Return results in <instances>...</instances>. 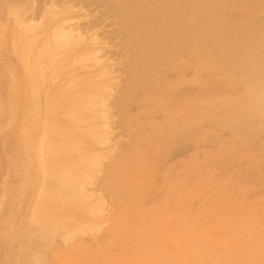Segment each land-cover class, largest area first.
Wrapping results in <instances>:
<instances>
[{
	"label": "rangeland",
	"instance_id": "374dc122",
	"mask_svg": "<svg viewBox=\"0 0 264 264\" xmlns=\"http://www.w3.org/2000/svg\"><path fill=\"white\" fill-rule=\"evenodd\" d=\"M69 1L0 0V264H18L29 245L46 264H264V93H258L264 91V27L246 25V32L243 26L254 32L249 37L242 27V34L232 29L240 33H233L235 42L218 26L226 14L247 20L261 15V0L240 7L228 0L227 13L217 0H198L200 6L210 1L203 13H215L217 5L221 10L198 17L199 57L191 55L190 22L184 26V64L177 50L167 48L182 71L176 60L161 58L157 69L175 74L165 85L154 78L157 91L138 92L128 89L131 55L122 49L118 7L112 11L105 0ZM142 1L145 25L171 15L149 8L162 0ZM67 18L76 19L85 37L59 45L54 30ZM154 23L138 31L161 36L174 27L162 23L160 30ZM166 30L163 35L176 37ZM143 36L141 43H164L165 37ZM252 36L256 45L248 43ZM238 50L242 60L235 59ZM256 64L260 71L249 75L248 65ZM100 97L108 98L105 109L93 105ZM104 110L110 137L102 145L94 137L103 132ZM92 156L100 165L92 167L89 201L45 186V167L52 173L73 169L82 179L90 167L78 163ZM99 201L103 208L96 215L92 207Z\"/></svg>",
	"mask_w": 264,
	"mask_h": 264
},
{
	"label": "bare ground",
	"instance_id": "6f19581e",
	"mask_svg": "<svg viewBox=\"0 0 264 264\" xmlns=\"http://www.w3.org/2000/svg\"><path fill=\"white\" fill-rule=\"evenodd\" d=\"M69 1V0H68ZM75 1H77V0H74L73 2H70V3H73V4H75L74 2ZM85 1V0H84ZM87 1H89V0H87ZM91 1V0H90ZM94 1H96V0H94ZM103 1V0H102ZM149 1H152V0H149ZM160 1V0H159ZM158 1V3L157 4H159L160 2ZM171 1V0H170ZM170 1L169 0H162V2L159 4V6L157 5V6H155L156 4H154L153 2H152V4H154V6L151 4V2H150V5H152L151 7H150V5H149V2H148V5H149V8H151V9H153V8H155L156 7V9L158 10L157 12L160 14V13H162L161 15H163V16H165L164 14L165 13H171V15L170 16H168V14H167V16L168 17H166L165 16V18L163 19L162 17L160 18L161 20V24L160 23H157L158 21H156L155 22V20L153 21L152 20V23H157L158 24V27H159V29H160V26L159 25H162L163 26V24L162 23H165V24H169L170 26H173L174 25V27H176L177 28V30H176V28L174 29V27H172L173 29H171V27L169 28V29H171V31L170 32H177V34L175 35L176 37L174 38V39H172V38H169L166 34V36L165 35H163L164 34V31L167 29H165L164 28V31L163 32H161L160 30V34H161V36H158V32H157V34H156V32L153 30V31H151L150 30V32H154L153 34L151 33V34H148V30L149 29H147V31H146V25H148V24H151L152 25V23H148V24H143L142 23V21L144 22L145 21V19L146 18H148V17H144L143 18V14L145 15V13H143V12H141L140 10L141 9H139V4L140 3H142L143 1L142 0H105V2L103 1V3L104 4H111V6L112 5H115V7L117 6L118 7V9H119V13L122 15V18H120V23L122 24L121 25V27H122V29L120 30V34H125V48H122L124 51L126 50V51H128L129 52V54L131 55V56H129V57H131V60H130V62H127L126 63V68H127V70H125V72L126 73H128L130 76H132V78H133V80L130 78L129 80H132V82L130 83V82H128V85H129V87H128V89L129 90H131L132 92H133V90H134V92L135 91H140V90H145V89H150V90H153V91H157L158 90V84H156L155 82L153 83L152 82V80L154 79V78H156V79H158V81L160 82L161 80H162V82H163V84L165 85V83L167 82L166 80L169 78V77H172L175 73H171L170 71H168V69H166V68H168V67H166L165 68V64L164 63H167L168 61H174V60H176L177 59V56L176 55H172V54H169V53H171V52H169L168 50L169 49H171L170 51H174V50H177V51H179V52H175L174 51V54L176 53H179V64H180V62H182V65L184 64L183 62H184V53H183V51H186L185 49H186V47H185V45H183V43L185 44L186 42L188 43V40L186 39V41H184L185 40V35H186V31L187 32H189L190 34H191V39H190V41H192L193 40V45H194V48L191 50V48H190V51H192L193 53L191 54V55H193V58L194 59H196L197 60V58L199 57L198 55H199V53L200 52H198V50H200L198 47H199V42H200V31H199V29H198V26H199V23H200V21L201 20H199V19H204L203 17H201L206 11L204 10V13H203V11H201L203 8H202V6L203 7H205L206 5L208 6V4H210L209 2H206V1H204V4H206V5H201L200 6V3H202L203 1H201V0H199V2H198V0H188L189 2H190V5L189 4H187V2H186V4H185V1H187V0H176L175 2H174V0H172L173 2H174V4L173 5H170V6H174L173 7V9H170V8H172V7H168L169 5L168 4H171L170 3ZM212 1H215V0H212ZM79 2V1H78ZM82 2H83V0H82ZM82 2H80V3H82ZM145 2V1H144ZM154 2H155V0H154ZM156 2H157V0H156ZM216 2V1H215ZM83 3H85V2H83ZM92 3V2H91ZM99 3V2H98ZM146 3H147V0H146ZM199 3V4H198ZM208 3V4H207ZM227 3H228V0H217V3L216 4H219V6L221 7H224V4H225V7H224V9H222V13H227ZM72 4V5H73ZM78 4V3H77ZM86 5H87V2L85 3ZM101 4V3H100ZM145 4V3H144ZM203 4V3H202ZM214 4V3H213ZM212 4V5H213ZM91 5V4H90ZM142 4H140V6H141ZM187 5V6H186ZM198 5H199V7H201L200 8V10H199V7H198ZM258 11H259V13H261V15H259V16H256L254 19H240V18H234V17H231V16H229V15H227L226 14V22H222L221 24H219L218 26H219V29L221 28V29H227L226 30V32L227 31H229V34L230 33H232L231 31H232V29H234V31L235 30H238V28H240V27H242L241 28V30L243 31V26H244V29H246V28H248V26L246 27V25H251V26H253V27H250V28H254L255 27V24L258 26V24H261V26L259 25V27H261V28H255V29H257L256 31H258V29H262L264 26V22H263V20H264V0H261L258 4ZM76 6V5H75ZM78 6V5H77ZM81 6V5H80ZM84 6V5H83ZM99 6V5H98ZM111 6H109V7H111ZM166 6H167V9H166ZM210 6V5H209ZM74 7V6H73ZM85 7V6H84ZM101 7V6H100ZM113 7V6H112ZM115 7H113V8H111L112 9V11H114L115 10V12H116V9H117V7H116V9H114ZM148 7V6H147ZM214 7H215V5H214ZM219 7V8H220ZM142 8V7H141ZM207 8H209V7H207ZM213 8V7H212ZM212 8H211V10H212ZM217 8H218V5H217ZM217 8L215 7V9H213V12L215 11V13H213L212 14V12L211 13H207L206 12V14H209V15H214L215 16V14H216V12L218 13H221V10L220 11H218L219 10V8H218V10H217ZM82 9V8H81ZM114 9V10H113ZM117 9V10H118ZM145 9H147V8H145ZM163 9H164V13L162 12L163 11ZM206 9V8H205ZM210 9V8H209ZM208 9V10H209ZM155 10V9H154ZM160 10V11H159ZM162 10V11H161ZM181 10V11H180ZM185 10H189V11H185ZM52 12H53V10H51ZM55 11V10H54ZM58 11V10H57ZM60 11V10H59ZM73 11V10H72ZM104 11V10H103ZM148 11V10H147ZM147 11H146V14H147ZM180 11V12H179ZM199 11H200V14L201 15H199ZM223 11H225V12H223ZM61 12V11H60ZM110 12V11H109ZM145 12V11H144ZM153 12V11H152ZM155 12V11H154ZM153 12V13H154ZM186 12H189L190 13V16L189 15H185V13ZM202 12V13H201ZM208 12H210V10L208 11ZM51 13V12H50ZM55 13H56V11H55ZM57 13H59V12H57ZM103 13V12H102ZM101 13V14H102ZM111 13V12H110ZM110 13H107L108 15L110 14ZM156 13V12H155ZM179 13V14H178ZM112 14H113V12H112ZM111 14V15H112ZM116 14V13H115ZM149 14V13H148ZM152 14V13H151ZM151 14H149V15H151ZM177 14V15H176ZM186 14H188V13H186ZM53 15H54V12H53ZM209 15H207V16H209ZM102 16H103V14H102ZM110 16V15H109ZM185 16H189L187 19H186V17ZM201 17V18H199L198 19V17ZM204 16V15H203ZM210 16V17H211ZM108 17V16H107ZM112 17V16H111ZM150 17H154L155 18V16H150ZM205 17V16H204ZM209 17V18H210ZM99 18H100V16H99ZM185 18V19H184ZM108 19V18H107ZM149 19V18H148ZM151 19V18H150ZM156 19V18H155ZM163 19V20H162ZM76 19H73V18H67L65 21H63L61 24H59V26L53 31L54 32V39H55V42L57 43V44H59V45H62V44H67V43H70L73 39H80V40H82L84 37H85V34L83 33V31H81V29H79V28H81V27H77L76 26V21H75ZM114 20H117V19H114ZM158 20V19H157ZM210 20V19H209ZM146 21H148V20H146ZM146 21H145V23H146ZM118 22V21H117ZM149 22H151V21H149ZM190 22H193L194 23V25L190 28V26L191 25H189L190 24ZM263 22V23H262ZM116 23V22H115ZM154 23V24H155ZM112 24V23H111ZM146 26V27H143L144 28V30L147 32L146 34H144L143 33V30H142V32H141V30H139L138 31V27L139 26ZM153 24V25H154ZM189 25V29H190V31H189V29H188V27L186 28V31L184 30L185 29V25ZM198 24V26H196ZM201 25V24H200ZM82 26V25H81ZM256 26V27H257ZM157 27V26H156ZM166 27V26H165ZM202 27V26H201ZM30 28V27H29ZM141 28V27H140ZM151 28V27H150ZM153 29H154V27H152ZM200 28V27H199ZM118 29V28H117ZM117 29H114V30H117ZM119 29H120V26H119ZM201 29V28H200ZM218 29V28H217ZM84 30V29H83ZM224 30H221V33H222V31L225 33V31ZM240 30V29H239ZM238 30V31H239ZM250 29L248 28V30H246V32L247 31H249ZM144 31V32H145ZM168 31V29L166 30V32L165 33H168L167 32ZM219 31L220 30H218V33L215 35L216 36V39H215V37H213L212 39H215L216 41H218L217 40V37L219 38V36H220V34H219ZM234 31H233V33H234ZM242 31H239L241 34H242ZM115 32V31H114ZM118 32V31H117ZM141 32V33H140ZM149 32V33H150ZM174 32L173 33H171V34H174ZM237 33V32H235V33H237V34H235V36L237 35V37H239V34L240 33ZM245 31H243V34L245 33V34H247ZM252 31H250L247 35V37H249L250 35V33H251ZM113 33V32H112ZM116 33V32H115ZM115 33H113L114 35H115ZM119 33V32H118ZM189 33H188V38H190V35H189ZM232 33V34H233ZM252 33H254V32H252ZM252 33H251V35H252ZM259 33V32H258ZM258 33H257V38H259L258 37ZM145 35V40L147 39V38H149V35L150 36H152L153 35V37H154V34L155 35H157L156 37H162V38H154V39H156V41H158V40H161V39H163L164 37V43H165V45H164V47H161L160 48V45H162V44H164V43H161V44H159V45H157L155 42H152V43H147V41L145 42V43H141V41H144L143 39H141V37L143 38L144 36L143 35ZM159 34V35H160ZM169 34V33H168ZM209 34H211V33H209ZM226 34V33H225ZM229 34H226V35H223L224 36V38H226L225 36H229ZM231 34V35H232ZM234 34L232 35V37H233V39H234V41L237 39L236 37L234 38ZM244 34V35H245ZM255 34H256V32H255ZM264 34V33H263ZM118 35V34H117ZM170 35V34H169ZM230 35V36H231ZM123 36V35H122ZM121 36V37H122ZM146 36H148V37H146ZM173 36V35H172ZM172 36H170V37H172ZM187 36V35H186ZM207 36H208V34H207ZM207 36L205 35V39L203 40V42H205L206 43V41L207 40H209V37H210V35H209V37L207 38ZM253 36H255L254 38H256V35H253ZM253 36L248 40V43L250 42V40L253 38ZM119 37V36H118ZM241 37H243V35L241 36ZM244 37H246V35L244 36ZM243 37V38H244ZM230 37H228V39H229ZM264 38V37H263ZM261 39V40H264V39ZM207 39V40H206ZM223 39V38H222ZM230 39H232V38H230ZM229 39V40H230ZM232 39V40H233ZM245 39V38H244ZM244 39H241V40H243V41H245ZM94 40H98V38H97V35H95L94 36ZM123 39H122V42L124 41ZM152 40V39H151ZM201 40H202V38H201ZM206 40V41H205ZM215 40H213V42L212 43H210V46H211V44H213L214 46H215V44H216V41ZM225 40V39H224ZM224 40H222V41H224ZM227 41V42H230L231 44H235V42H238V40L237 41H232L231 42V40L230 41ZM253 40V39H252ZM259 40V39H258ZM257 40V41H258ZM155 41V40H154ZM175 41H177L176 43V45H173V43L175 42ZM219 41H220V39H219ZM221 41V42H222ZM247 41V40H246ZM254 41H256V40H254ZM254 41L253 42H250V43H254ZM256 41V42H257ZM120 42V41H119ZM148 42H150V41H148ZM162 42V41H161ZM208 42V41H207ZM255 42V43H256ZM147 43V44H146ZM160 43V42H159ZM186 43V44H187ZM218 43V42H217ZM230 43H229V45H230ZM241 43V42H240ZM254 43V44H255ZM260 43V42H259ZM119 44V43H118ZM121 44V43H120ZM189 44V43H188ZM219 44V43H218ZM239 44V43H238ZM262 44V43H261ZM122 45V44H121ZM222 45H223V43H222ZM224 45H225V47H227L228 46V44H226V42L224 43ZM233 45H232V47H233ZM236 45V44H235ZM241 45V44H240ZM245 44H243L242 46H244ZM248 45V44H247ZM252 45V44H251ZM256 45V44H255ZM264 45V44H263ZM163 46V45H162ZM172 46V47H171ZM214 46H212V47H214ZM231 46V45H230ZM230 46H228V47H230ZM258 46V45H257ZM256 46V47H257ZM168 47H170L169 49H167ZM218 48L220 47L221 48V45L220 46H217ZM224 47V46H223ZM232 47H230L231 49H232ZM237 49H238V47L237 46H235ZM234 47V48H235ZM253 47H255V46H253ZM119 48H120V46H119ZM121 48H120V50H121ZM164 48V50L165 51H163L162 49ZM216 48V47H215ZM215 48H213L214 50H215ZM217 48V49H218ZM230 48H224L225 49V51H223L224 53L226 52V50L229 52L231 49ZM240 48V47H239ZM257 48H260V46L259 47H257ZM202 49V48H201ZM229 49V50H228ZM245 49H246V47H245ZM250 49H252V47L250 46ZM254 49V48H253ZM252 49V50H253ZM161 50L164 52V55H163V53H161ZM189 50V49H188ZM214 50H211L213 53H214ZM219 50V49H218ZM218 50H217V52H218ZM223 50V49H222ZM235 50V49H234ZM239 50H241V49H239ZM239 50L237 51V55L238 56H236V58L235 59H240L239 57ZM256 49H254V51H255ZM261 50V49H260ZM123 51V52H124ZM125 51V52H126ZM216 51V50H215ZM232 51V50H231ZM262 51V50H261ZM264 51V50H263ZM159 52L162 54H160L159 55ZM203 52V51H202ZM201 52V53H202ZM217 52H215V54L217 53ZM220 53H222V51H220ZM234 53H236L235 51H234ZM234 53H232V54H234ZM241 53V52H240ZM243 53V52H242ZM263 53V52H262ZM262 53H260L261 55H263ZM231 54V55H232ZM256 54H258V53H256ZM255 54V56H257ZM258 55V56H260L261 57V55ZM155 55H157V56H155ZM222 55V54H221ZM227 55H229V54H227ZM226 55V56H227ZM230 55V56H231ZM253 55H254V53H253ZM151 56V57H150ZM153 56V57H152ZM154 56L157 58V59H155L154 58ZM242 56V55H241ZM245 56H247V55H245ZM222 57H223V55H222ZM238 57V58H237ZM250 57V56H249ZM252 57V59H254L253 58V56H251ZM251 57H250V61H251ZM263 57V56H262ZM162 58V59H161ZM226 58V57H225ZM243 59L244 58H246V57H242ZM247 58H248V56H247ZM246 58V59H247ZM128 59V58H127ZM159 59H161L159 62L160 63H162V61L164 62L163 63V65H164V68H165V70L163 69H160V67L157 69V67L155 66V65H161V64H159V62H158V60ZM169 59V60H168ZM222 59H224V58H222ZM221 59V60H222ZM259 59V58H258ZM264 59V58H263ZM177 60H176V62L174 61V64L175 63H177ZM240 60H242V59H240ZM255 60H256V58H255ZM255 60H254V62H255ZM233 61V60H232ZM235 61V60H234ZM248 61L249 60H246V62L248 63ZM155 62H157L158 64H156ZM196 62V61H195ZM221 62H223V60L221 61ZM224 62H226L225 60H224ZM240 63L242 62V61H239ZM243 62H244V60H243ZM257 62H261V60L260 61H257ZM239 63V64H240ZM173 64V65H174ZM178 64V63H177ZM176 64V67L179 65H177ZM196 64H197V62H196ZM244 64V63H243ZM243 64H241V66L243 65ZM163 65L161 66V67H163ZM256 65H258V67H256ZM256 65H254L256 68H254L253 66H250V65H248L249 67H252L251 69V72L250 73H248L249 75L250 74H252V71H253V74H254V72H255V69L256 70H258L259 69V65L260 64H256ZM264 64H261V66H263ZM175 66V65H174ZM226 66V65H225ZM243 66H245V65H243ZM247 66V67H248ZM172 67V66H171ZM156 69L155 70V72L153 71V69ZM174 68V67H173ZM177 68H179V70L178 71H182V66L181 65H179V67H177ZM244 68V67H243ZM253 68H254V70H253ZM262 68V67H261ZM170 69V68H169ZM264 69V68H263ZM262 69V70H263ZM248 71L250 70V68L249 69H247ZM262 70H261V72H262ZM177 71V72H178ZM260 70H258V72H259ZM148 72V73H147ZM244 73H246V71H244ZM246 73V74H247ZM264 73V72H263ZM247 74V75H248ZM255 75H259L258 73L257 74H255ZM263 75V74H262ZM263 78V77H262ZM261 78V79H262ZM264 79V78H263ZM156 81V80H155ZM158 81H157V83H158ZM130 83V84H129ZM263 84V83H262ZM264 85V84H263ZM262 85V86H263ZM261 86V87H262ZM173 89V88H172ZM261 91L262 90H264L263 88L262 89H260ZM258 93H264V91H262V92H258ZM259 95V97L258 98H260V99H258V101L259 100H263L262 98V96L263 95ZM256 100H257V98H256ZM255 100V101H256ZM107 101H108V98H104V97H100V98H97V99H95L94 101H93V105H94V107L95 106H97V105H100V106H102V107H104V109L106 108V106H107ZM257 101V102H258ZM261 101H259V102H261ZM89 104V103H88ZM92 104V103H91ZM259 104V103H258ZM86 105V104H85ZM80 106V105H79ZM90 106V105H89ZM77 109V108H76ZM93 110V109H92ZM104 113H105V115H104V119H106V122H105V124H103V132H101V134H98V135H96L94 138L97 140V142L99 143V144H108L109 143V137H110V132H109V129H110V127H109V123H108V118H109V116H108V111L107 110H104L103 111ZM240 126H241V124H240ZM242 126H244L243 124H242ZM241 126V127H242ZM249 127V126H248ZM245 129H246V127H244ZM248 130V129H247ZM249 132V131H248ZM251 133V132H250ZM42 152L44 153L45 152V150H43L42 149ZM43 157H46V156H43ZM44 159H46V158H44ZM43 159V160H44ZM99 160H100V158H97V156L96 157H91L90 159H86L85 161L83 160V164L80 162V163H78V165H87V166H89L90 167V172L89 171H87V173L85 172V175L83 176V178L81 179V175L79 174V173H76L75 174V170H73V169H69L70 171H66V170H63V172L62 171H58V173H52L51 172V170H53V169H51V170H49L48 169V167L46 168L45 167V172L46 173H44V175H46L47 176V178H48V180L47 181H45L46 182V187H48V188H50L51 190H55V191H59V192H61L62 194L64 193V194H66V195H68V196H79L80 198H83L84 200H86V201H89L92 197H94V192H92V193H90L89 192V190H88V186L90 185V183H92V181L94 180V177H95V175L94 174H92V172H93V170H92V167H95V166H99L100 164H99ZM85 162V163H84ZM87 163V164H86ZM44 164H46V163H43V165ZM78 165H76V166H78ZM45 166V165H44ZM79 167V166H78ZM86 168V167H85ZM44 169V168H43ZM53 171H55V170H53ZM80 170H77V172H79ZM92 171V172H91ZM95 171V170H94ZM45 180H46V178H45ZM53 190V191H54ZM92 207V206H91ZM102 203H100V201L98 202V204L96 205V206H94V207H92V209H93V211H94V213L96 214V215H100V213H101V211H102ZM178 246H179V244H178ZM38 248V247H37ZM180 248V247H179ZM182 251V250H181ZM18 264H46L45 263V261L43 260V257H42V255H41V251H39V249L37 250L36 249V247H34V246H32V245H29L28 246V248H27V250H26V252H24L23 254H21V256H20V260H19V262H18Z\"/></svg>",
	"mask_w": 264,
	"mask_h": 264
},
{
	"label": "crops",
	"instance_id": "0c3cea01",
	"mask_svg": "<svg viewBox=\"0 0 264 264\" xmlns=\"http://www.w3.org/2000/svg\"><path fill=\"white\" fill-rule=\"evenodd\" d=\"M244 3H245V0H237V1H236V5H237L238 7L244 5Z\"/></svg>",
	"mask_w": 264,
	"mask_h": 264
}]
</instances>
